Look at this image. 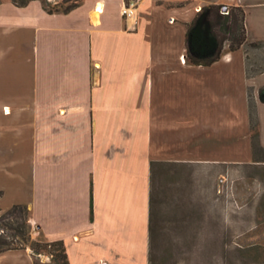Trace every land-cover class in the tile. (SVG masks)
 I'll return each mask as SVG.
<instances>
[{
    "label": "crops",
    "instance_id": "0c3cea01",
    "mask_svg": "<svg viewBox=\"0 0 264 264\" xmlns=\"http://www.w3.org/2000/svg\"><path fill=\"white\" fill-rule=\"evenodd\" d=\"M132 1L126 18V0L67 13L0 0V209L27 206L33 238L63 241L69 264H152L155 186L258 164L255 129L264 150V72L249 74L245 48L186 60L210 5L243 8L248 41L264 42V0ZM36 262L30 248L0 255Z\"/></svg>",
    "mask_w": 264,
    "mask_h": 264
},
{
    "label": "rangeland",
    "instance_id": "374dc122",
    "mask_svg": "<svg viewBox=\"0 0 264 264\" xmlns=\"http://www.w3.org/2000/svg\"><path fill=\"white\" fill-rule=\"evenodd\" d=\"M244 48L249 70L264 65V46ZM255 157L261 162L231 167L222 181L215 172L213 185L210 170L183 168L179 184L155 186L152 264H264V152ZM28 228L33 238L30 218ZM35 257L51 263L50 255Z\"/></svg>",
    "mask_w": 264,
    "mask_h": 264
},
{
    "label": "trees",
    "instance_id": "16d2710c",
    "mask_svg": "<svg viewBox=\"0 0 264 264\" xmlns=\"http://www.w3.org/2000/svg\"><path fill=\"white\" fill-rule=\"evenodd\" d=\"M31 1L33 0H12L17 6H26ZM42 1L49 12L67 13L79 6L82 0H62L55 5ZM126 3L129 4V0H126ZM246 45L262 47L264 42L248 41L244 9L237 6L210 5L202 8L188 27L186 60L191 65L211 66L221 60L226 47L228 51L235 52ZM248 72L249 74L264 72V65L252 70L248 68ZM259 99L264 103V87L259 92ZM253 145L255 153L257 150L264 152L258 146L256 129L253 131ZM255 161L261 162L257 159ZM152 215L154 214L151 211V218ZM28 224L27 206L15 205L4 213L0 209V255L10 250L27 249L30 246L34 256L50 255L52 257L50 264H69L63 241H35Z\"/></svg>",
    "mask_w": 264,
    "mask_h": 264
},
{
    "label": "built area",
    "instance_id": "2783aa9c",
    "mask_svg": "<svg viewBox=\"0 0 264 264\" xmlns=\"http://www.w3.org/2000/svg\"><path fill=\"white\" fill-rule=\"evenodd\" d=\"M122 15L126 18H132L136 15V3L135 1H132L131 3L124 6L122 10ZM183 61L185 62V59L183 58Z\"/></svg>",
    "mask_w": 264,
    "mask_h": 264
},
{
    "label": "water",
    "instance_id": "95a60500",
    "mask_svg": "<svg viewBox=\"0 0 264 264\" xmlns=\"http://www.w3.org/2000/svg\"><path fill=\"white\" fill-rule=\"evenodd\" d=\"M224 11H226V8L224 9Z\"/></svg>",
    "mask_w": 264,
    "mask_h": 264
}]
</instances>
